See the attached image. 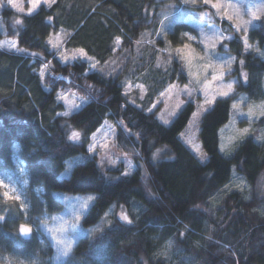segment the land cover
Segmentation results:
<instances>
[{
  "label": "trees",
  "instance_id": "trees-1",
  "mask_svg": "<svg viewBox=\"0 0 264 264\" xmlns=\"http://www.w3.org/2000/svg\"><path fill=\"white\" fill-rule=\"evenodd\" d=\"M181 2L54 0L19 15L16 25L15 13L0 9L6 29L0 41L10 39L16 47L0 48V175L15 168L16 158L23 164L28 204L22 211L17 201L2 198L0 188V259L12 255L55 264L52 245L44 236V244L34 232L25 240L17 229L37 224L45 212L62 210L57 195L64 193L92 195L82 227L97 224L110 208L114 216L100 230L80 238L63 264H165L158 251L168 241L175 251L188 254L189 264H264V196L253 192L245 199L231 192L221 197L213 214L209 209L211 197L233 172L252 187L264 178V152L254 135L245 137L228 157L219 151V129L229 120L233 96L216 99L200 118L204 162L179 137L193 103L168 126L148 112L170 82L187 79L173 48L184 42L181 34L194 27L177 20L164 37L157 35L164 16L179 7L182 14L190 9ZM196 9L211 11L205 5ZM213 23L233 36L216 51L226 46L224 51L242 59L248 73H264V61L243 51L228 21L214 18ZM56 34L65 50L80 51L90 62L63 61L60 50L50 45ZM248 36L264 50V16ZM135 81L147 86L138 106L124 93ZM238 90L251 98L260 95L252 84H240ZM57 94H74L84 104L69 116L59 115L64 106ZM105 120L116 126L117 150L134 163L128 175L119 169L104 174L96 157L88 154L89 137ZM257 126H264V115ZM77 159L82 161L74 162ZM118 211L124 212L122 223L115 216Z\"/></svg>",
  "mask_w": 264,
  "mask_h": 264
},
{
  "label": "rangeland",
  "instance_id": "rangeland-1",
  "mask_svg": "<svg viewBox=\"0 0 264 264\" xmlns=\"http://www.w3.org/2000/svg\"><path fill=\"white\" fill-rule=\"evenodd\" d=\"M188 11L181 13L180 7L177 12H172L161 20L157 35L164 37L169 32L174 21L183 20L194 27V31L181 34L184 42L173 48L180 56L186 73V80L170 82L160 93L155 96L148 112H154L158 121L168 126L176 117L178 112L187 103H193L194 111L179 133L180 139L190 149L200 162L205 161V155L198 140L199 121L206 110L216 99L233 96L231 100V114L227 123L219 129V151L224 157H228L232 151L248 135H254V141L264 152V126L258 127L257 121L264 115V73L253 75L246 70L242 59L236 60L235 56L224 50L216 51L223 41L233 38L225 35L217 25L213 23L214 18L223 19L230 23L237 33L245 53H251L264 61V50L259 48L256 42L249 40V31L256 22L264 16V0H220L223 10L217 12L215 9L207 11L197 10L203 4H185ZM54 0H40L39 5H50ZM13 3L23 7L24 11H17L9 0H0V9L9 8L15 13L14 25L17 24L21 14L34 12L30 0H13ZM168 4V3H167ZM173 6V5H170ZM187 8V7H185ZM4 20L0 15V33L5 34ZM62 37L56 34L50 39V45L60 50L63 61L74 59L86 60V56L80 51H67L62 46ZM188 45L187 48L184 46ZM247 45V47H246ZM119 46V43L117 44ZM0 48L15 50V43L4 38L0 41ZM94 63H90V70H94ZM245 79V82L242 81ZM253 85L260 92L257 97L251 98L246 92L238 90V86ZM146 83L135 81L129 83L125 88L126 99L132 105L138 106L146 93ZM57 99L63 104L64 110L59 115L69 116L76 112L83 104V99L74 94H57ZM116 126L110 120H105L97 130L89 137L86 147L90 156H95L99 169L105 174L108 170L119 169L123 175L130 174L134 169V163L129 157L119 152L115 146ZM78 135L74 140H77ZM162 154V150L158 151ZM82 161L77 159L74 162ZM70 171L72 164H67ZM66 176V173L61 175ZM27 187L26 172L23 164L16 158L15 168L0 175L1 196L4 200H15L19 203L21 210L26 211L28 204L25 198ZM231 192H239L243 198L249 199L254 192L260 197L264 196V178L261 177L252 187L245 178L233 172L229 181L221 190L210 199L209 209L211 213L217 207L221 197ZM5 193L16 197L8 199ZM57 199L63 203L62 210L56 213L45 212L37 217V224H25L31 228V234L37 233L38 239L44 244V237L53 248V261L55 264H63L70 256L71 250L78 240L90 235L93 231L100 230L103 225L109 224L114 216V211L108 209L100 221L91 227H82L81 218L90 207L92 195H67L59 193ZM91 197V199H89ZM213 209V210H212ZM124 214L118 211L115 216ZM184 235V233H182ZM44 236V237H43ZM70 245V247H69ZM159 254L165 259V264H189V256L183 251H175L173 243L168 241L159 249ZM0 264H38L37 260L26 261L17 259L12 255L1 257Z\"/></svg>",
  "mask_w": 264,
  "mask_h": 264
},
{
  "label": "snow or ice",
  "instance_id": "snow-or-ice-1",
  "mask_svg": "<svg viewBox=\"0 0 264 264\" xmlns=\"http://www.w3.org/2000/svg\"><path fill=\"white\" fill-rule=\"evenodd\" d=\"M9 2L12 3V6L15 7L17 9V11H20V12L24 11L23 7L19 6L16 3H13V0H9ZM45 2H48V0H45ZM30 3L34 9L35 7L39 6L40 0H30ZM201 3L205 6H208V7H211L212 9H215L217 12H220L223 10V4L220 3V0H185L186 5L187 4L196 5V4H201ZM29 14H31V10H30ZM184 47L187 48L188 45H185ZM246 47H247V45H246ZM4 195L8 199H15L16 198V197L8 195V193H5ZM89 199H91V197ZM0 219H2V217H0ZM30 231H31L30 228L26 227L25 225L20 226V233L25 238H27L30 235ZM69 247H70V245H69Z\"/></svg>",
  "mask_w": 264,
  "mask_h": 264
},
{
  "label": "water",
  "instance_id": "water-1",
  "mask_svg": "<svg viewBox=\"0 0 264 264\" xmlns=\"http://www.w3.org/2000/svg\"><path fill=\"white\" fill-rule=\"evenodd\" d=\"M242 81L243 82H245V79H242ZM117 220L120 222V223H122L124 220H125V217H124V215L123 214H119L118 216H117ZM26 227H28V228H30L29 226H27V225H25ZM30 230H31V228H30ZM31 232L32 231H30V235L27 237V238H25L24 236H22L21 235V233H20V227L17 229V233H18V235H19V237H21L22 239H29L30 237H31Z\"/></svg>",
  "mask_w": 264,
  "mask_h": 264
}]
</instances>
